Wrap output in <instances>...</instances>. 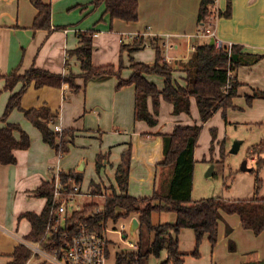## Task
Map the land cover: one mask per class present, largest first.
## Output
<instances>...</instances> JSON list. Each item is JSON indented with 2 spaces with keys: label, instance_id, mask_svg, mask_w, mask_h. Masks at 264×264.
<instances>
[{
  "label": "crops",
  "instance_id": "0c3cea01",
  "mask_svg": "<svg viewBox=\"0 0 264 264\" xmlns=\"http://www.w3.org/2000/svg\"><path fill=\"white\" fill-rule=\"evenodd\" d=\"M36 1L38 0H0L2 89L6 84L5 77L15 70L24 74L32 67H36L62 77L68 75L70 71L75 74L82 73L80 61L76 57L69 58L68 52L78 48L80 34L89 31L94 33L93 64L97 67L119 66L122 46L124 43H132L140 33L150 37L155 41V45L160 43V39L165 38L168 47L166 52L164 50L165 58L171 67L176 69L173 73L176 83L186 87V75L182 71V66L189 60L197 46L210 41L208 38H198L201 0H138L137 22L119 19L111 21L110 17L105 15V6L94 9L92 0H40L52 6V28L49 30L35 28V20L39 13ZM228 3L229 0H216V14L208 21L215 38L225 46L242 45L244 52L264 55V0H231V16L219 17V13L227 11ZM147 47L148 45L134 53L126 52L122 55L124 80L131 77L133 63H139L138 61L142 63L146 61L148 65L155 63L154 53L147 57L149 60H145L143 54ZM153 52L156 53L155 48ZM234 75L242 86L239 95L233 100L235 108L227 111L226 124L263 125L264 99H257L249 105L247 97L252 96L256 90L264 92V59L253 66L240 67ZM149 80L156 83L160 90L164 88V78L149 76ZM77 84L81 87L78 93L71 92L69 84H63L61 88L47 86L40 89L33 85L23 97V107L31 109L48 106L57 113L59 115L57 125L63 130L73 132V143L69 144L70 153L79 142L90 145L83 154L72 157V160L77 162L69 170L84 173L82 192L85 187V175L90 169L98 176L97 180L104 182V186L108 184L117 186V168L122 163L123 153L132 147L129 194L133 197L151 196L162 178L163 169L159 164L165 158L164 139L156 134H170L179 124H201L195 99H192L191 114L178 116L173 115V105L161 99L159 114L156 116L158 125L150 127L146 122L135 119V86L129 85L118 90L117 77L91 80L87 84L84 79H78ZM11 96L10 92L1 95L0 117L4 114ZM149 109L154 113L151 99ZM220 112L223 111H219L214 117ZM211 120L201 124L202 134L209 130L210 122L213 121ZM9 122L21 125L30 135L32 145L27 151L16 152L18 158L16 165L0 163V264H10L15 249L20 244L27 247L29 244L33 245L25 240L32 229L31 224L21 216L27 212L38 215L42 213L45 205L42 199L47 200L37 199V190L43 183L53 179L59 161L56 151L44 143L41 133L23 113L14 111ZM4 126L1 124L0 128ZM99 154L106 155L105 167L100 172L96 170V159ZM64 162L65 158L61 162V167L68 173L69 171L64 168ZM39 201L43 205H40ZM168 214L171 217L170 221L175 222L177 214ZM237 216L223 214L219 222V235L230 242L240 231L242 234H245L243 230L253 233L243 228L241 219ZM135 218L140 230L138 215H135ZM153 238L154 234L151 235L152 240ZM230 246L232 252L237 251L236 242ZM113 247L112 242L109 259ZM179 247L181 252L187 254L195 250L193 230L181 231ZM215 249L216 247L210 264L218 262ZM39 257L44 261L42 262ZM166 258L165 252L164 259ZM33 259L38 261L35 264H57L40 251L34 252L28 264H31ZM248 259L244 253L239 263L244 264ZM258 260H264V254H258ZM183 264L202 263L189 255Z\"/></svg>",
  "mask_w": 264,
  "mask_h": 264
},
{
  "label": "trees",
  "instance_id": "16d2710c",
  "mask_svg": "<svg viewBox=\"0 0 264 264\" xmlns=\"http://www.w3.org/2000/svg\"><path fill=\"white\" fill-rule=\"evenodd\" d=\"M39 10L35 20V28L49 30L52 28L51 4L36 1ZM216 0H201L198 22L201 30L203 25L214 15ZM94 9L105 6V15L111 21L119 19L125 22H137L139 20L138 0H92ZM231 16V0L225 13H219V17ZM79 47L68 52L69 58L76 57L81 63L82 73L75 74L70 71L68 75H55L47 71L32 67L24 74L18 70L5 77L6 84L0 88V97L4 92L12 93L4 114L0 117V163L3 165H16L17 151H27L32 145L30 135L19 124L9 122L14 111H20L27 120L41 133L44 143L53 148L57 155L65 158L70 153V145L73 143V132L63 130L55 131L59 115L50 107L25 109L23 97L31 86L37 89L43 87L61 88L63 84H69L73 93H78L81 87L78 79H84L85 84L91 80H99L108 77H117L119 84L117 89L125 86H135V119L146 122L150 127H156L161 99L171 103L175 116L191 114L192 99H195L203 123L211 120L216 113L223 111L226 119L227 111L235 108L233 100L239 95L242 84L234 73L243 66H253L264 59V55L244 52L242 45L218 47L211 45L210 41L199 45L194 50L189 60L182 66L185 73L186 87L176 83L171 67L165 58L164 50L160 44L155 45L150 37L143 33L137 35L132 43L125 44L121 50L119 66L106 65L97 67L93 64L94 33L92 31L82 33L79 36ZM151 44L156 49V60L153 65L145 63H133V73L128 80L122 78L124 61L122 55L125 52L134 53L137 50ZM134 62L133 58L131 59ZM149 76H157L165 79L164 88L159 89L156 83L149 80ZM232 77V78H231ZM232 83L228 86L229 80ZM20 86V89L18 87ZM153 102L154 113L149 109V100ZM257 99H264V92L256 90L252 96L247 97L249 105ZM264 127V124L261 125ZM203 131V125H176L170 134L157 133L164 139L163 162L159 164L163 169L162 178L157 189L149 197H133L129 194L132 147L123 153L122 163L116 171L117 187L102 189L100 185H94L93 194L104 199V207L98 212L96 203L86 204L80 211L73 212L66 219V226L58 232H52L47 236L48 226L55 224L50 217V208L55 193L53 180L43 183L37 190L40 198H45L46 206L38 215L32 212L24 213L21 218L27 219L31 224V233L25 237L28 243L38 245L53 254L60 250L61 234L75 230L81 225H89L93 229L102 230L101 224L112 220L117 224L121 219H127L131 215H138L140 228V241L138 250L133 253H121L117 255L116 264H149L152 257L163 259L161 264H183L187 256L200 258V247L205 239L211 245L212 250L219 240V222L223 214L238 215L244 229L252 231L256 236L264 233V197L261 190L263 180L260 173L264 168V140L254 146L259 161L256 169L255 196L250 200L227 201L218 199H201L194 201L192 198L195 173V152L198 141ZM214 132V130H212ZM18 136V137H17ZM71 138L70 140H68ZM221 153L225 157V142L221 144ZM63 158V159H64ZM106 155L99 154L96 159V170L100 172L105 167ZM62 180L70 189L74 185H83L84 173L69 171L62 175ZM176 213L175 222L154 224L155 213ZM191 229L195 233V250L191 254L183 253L179 247V236L182 230ZM154 234L153 240L151 235ZM167 258L164 259V254ZM34 252L24 244L16 247L13 261L10 264H28ZM244 264H264V260L250 255Z\"/></svg>",
  "mask_w": 264,
  "mask_h": 264
},
{
  "label": "rangeland",
  "instance_id": "374dc122",
  "mask_svg": "<svg viewBox=\"0 0 264 264\" xmlns=\"http://www.w3.org/2000/svg\"><path fill=\"white\" fill-rule=\"evenodd\" d=\"M213 12L216 14L215 7ZM198 31H200V28ZM199 37L202 36L198 33V38ZM195 41H200V39H195ZM159 44L166 52L168 47L165 44V38L160 39ZM223 46L225 45L223 44ZM153 49V46L148 44V47L143 54L145 56V60H149L147 57H150L151 53L156 54L153 52ZM138 62L140 63L141 61ZM144 63L146 64V61H144ZM181 63L183 64V62ZM212 120V122H210L211 124L207 123L210 124L209 130H205L203 134H201L198 141L195 157L196 163L194 173V191L192 194L193 200L199 201L201 199L221 198L227 201H236L250 200L254 198L257 173L253 170L256 169L260 157L257 152H254L253 155H249V152L250 150L255 151L252 148L261 144L264 140V127L261 125H243L242 123H230L227 125V118H224L223 112H220L216 117H213ZM201 124H203L202 120ZM212 130H214V132H212ZM223 142H225L226 150L224 159L221 153V144ZM237 143H239L238 152L231 153L234 145ZM89 148L90 145L86 142H79V145L77 144L76 147L72 149V153L66 155V163L64 162L65 170L69 171L70 167H74L77 162L76 160H72L73 156H80V154L85 152V149L88 150ZM262 157H264V154ZM245 161L248 162V168L251 169V171L243 170L242 165ZM212 167H214L213 170ZM260 177L263 180V188L260 195L264 197V168L260 173ZM97 179L98 176H96L92 169L87 171L83 192L81 189V193L77 195L67 206V211L70 215L75 211H80L86 204L89 203H96L98 205L97 211L103 209L104 199L101 196H95L93 194L94 185H100L102 189H109L114 185L108 184L107 186H104V182ZM37 199L42 198L37 197ZM42 200L43 203H45L42 209L43 212L46 206V201L44 199ZM40 205H43L42 202ZM153 218V222L155 224L171 222V217L168 213H155ZM230 225L233 227V224L230 223ZM110 226L125 232L129 236V240L133 241L138 246L140 241V230L134 214L127 219L119 220L116 225H114L112 221ZM243 231L245 234H242L241 231L238 232L236 237L232 238V242L219 235V243L215 249L218 258L217 264H224L226 262H228L227 264H237V262L240 264L239 262H241L240 260L243 258L244 253L247 254V258L250 257V255L258 258V254H264V233L256 236L251 232H247L245 230ZM30 233L31 231L29 234ZM110 240L114 243V247L111 250V258L107 261V264H116L118 254L133 253L138 249L137 247L122 243L118 234L110 235ZM235 242L238 248L236 252H232L230 244H234ZM200 252L201 256L198 260L202 264H210L213 261L214 251L212 250L208 240L202 243ZM39 259H41L42 262L44 261L42 257H39ZM37 262L38 261L33 259L31 264H35ZM161 262V259L152 257L149 264H161Z\"/></svg>",
  "mask_w": 264,
  "mask_h": 264
},
{
  "label": "built area",
  "instance_id": "2783aa9c",
  "mask_svg": "<svg viewBox=\"0 0 264 264\" xmlns=\"http://www.w3.org/2000/svg\"><path fill=\"white\" fill-rule=\"evenodd\" d=\"M199 34L209 40L215 38V33L211 30V26L209 25H203ZM1 41L2 36L0 35V42ZM216 45L218 47H223V43L217 39ZM231 83L232 79L229 80L228 86H230ZM55 131L62 133L63 129L56 125ZM57 156L59 161L52 179L55 185V193L50 208V217L55 224L48 226V237H51L53 234L52 232H58L61 227L64 228V226H66V219L70 216L67 211V206L81 193V186L74 185L69 189L63 182L62 175L65 172L61 167V162L64 157L62 154ZM100 211L101 210H98V212ZM111 222L112 220L108 221L106 224L102 223V230L93 229L89 225H81L73 231L62 233V247L53 254L45 252L40 244H29L28 246L33 252H43L57 264H107L112 245L110 234H118L122 243L138 248L137 244L129 240V236H126L125 232L117 230L116 228H111L109 225Z\"/></svg>",
  "mask_w": 264,
  "mask_h": 264
},
{
  "label": "water",
  "instance_id": "95a60500",
  "mask_svg": "<svg viewBox=\"0 0 264 264\" xmlns=\"http://www.w3.org/2000/svg\"><path fill=\"white\" fill-rule=\"evenodd\" d=\"M210 44L211 45H216V39L213 38L210 40ZM238 148H239V143L235 144L234 147H233V150L231 151V153H236L238 152ZM214 167H212V170H213ZM242 168L244 171H251V169L248 168V162L245 161L242 165Z\"/></svg>",
  "mask_w": 264,
  "mask_h": 264
}]
</instances>
